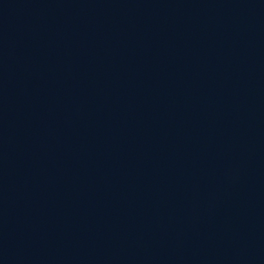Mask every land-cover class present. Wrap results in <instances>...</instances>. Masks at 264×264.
Returning <instances> with one entry per match:
<instances>
[{"label":"water","instance_id":"95a60500","mask_svg":"<svg viewBox=\"0 0 264 264\" xmlns=\"http://www.w3.org/2000/svg\"><path fill=\"white\" fill-rule=\"evenodd\" d=\"M0 264H264V0H0Z\"/></svg>","mask_w":264,"mask_h":264}]
</instances>
